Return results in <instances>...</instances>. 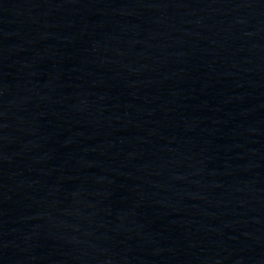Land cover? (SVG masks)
Returning a JSON list of instances; mask_svg holds the SVG:
<instances>
[{
  "label": "water",
  "instance_id": "obj_1",
  "mask_svg": "<svg viewBox=\"0 0 264 264\" xmlns=\"http://www.w3.org/2000/svg\"><path fill=\"white\" fill-rule=\"evenodd\" d=\"M0 264H264V0H0Z\"/></svg>",
  "mask_w": 264,
  "mask_h": 264
}]
</instances>
